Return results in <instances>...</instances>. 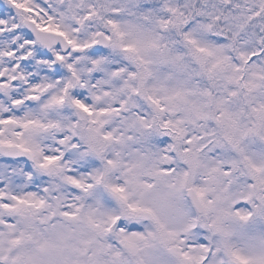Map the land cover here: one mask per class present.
<instances>
[{"label": "snow or ice", "instance_id": "1", "mask_svg": "<svg viewBox=\"0 0 264 264\" xmlns=\"http://www.w3.org/2000/svg\"><path fill=\"white\" fill-rule=\"evenodd\" d=\"M0 264H264V0H0Z\"/></svg>", "mask_w": 264, "mask_h": 264}]
</instances>
